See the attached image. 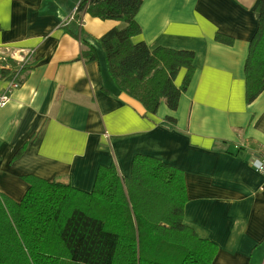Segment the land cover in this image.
Returning <instances> with one entry per match:
<instances>
[{
  "label": "crops",
  "instance_id": "obj_1",
  "mask_svg": "<svg viewBox=\"0 0 264 264\" xmlns=\"http://www.w3.org/2000/svg\"><path fill=\"white\" fill-rule=\"evenodd\" d=\"M259 1L143 0L132 41L196 54L178 108L162 101L152 113L118 91L99 42L98 59L81 56L79 31L94 43L123 21L85 13L78 31L67 20L81 0H0V70L4 52H31V69L0 106V193L20 201L26 175L89 193L101 166L127 178L136 155L154 156L183 170L184 222L218 246L212 264H264V176L252 165L264 154V91L248 104L245 76ZM9 86L0 75V95Z\"/></svg>",
  "mask_w": 264,
  "mask_h": 264
},
{
  "label": "trees",
  "instance_id": "obj_2",
  "mask_svg": "<svg viewBox=\"0 0 264 264\" xmlns=\"http://www.w3.org/2000/svg\"><path fill=\"white\" fill-rule=\"evenodd\" d=\"M142 2L81 0L74 17L78 31L85 13L125 23L94 43L65 27L72 35L79 33L86 60L98 59L95 42L101 44L120 93L137 100L146 112L156 113L162 101L175 110L196 73V54L134 43L132 37L142 32L137 20ZM255 10L259 27L245 63L248 104L264 91V0ZM216 38L232 43L226 35ZM2 63L1 77L20 83L31 69L30 61L20 67L11 57ZM183 68L186 75L178 86ZM24 179L29 187L20 201L0 193V264H212L218 252L214 242L184 222L188 196L183 170L154 156L136 155L127 178L114 165L101 166L89 193L35 175Z\"/></svg>",
  "mask_w": 264,
  "mask_h": 264
},
{
  "label": "built area",
  "instance_id": "obj_3",
  "mask_svg": "<svg viewBox=\"0 0 264 264\" xmlns=\"http://www.w3.org/2000/svg\"><path fill=\"white\" fill-rule=\"evenodd\" d=\"M78 12H79V6L74 10L72 15H70V17L67 20V22H70V21L74 20V17L76 16V14ZM30 56H31V52H27L26 55L21 57V59H19V60L15 59V60L20 64V67H22V65L26 64L27 62H29L31 60ZM8 57H11L8 52H4L1 55L2 61L5 60ZM11 58H13V57H11ZM2 67H3V63H2ZM20 85H21L20 82H18L16 80H13V79H10V86L0 95V106H3V105H5L7 103V101L11 97V94H12L13 90L18 88ZM252 165L264 176V155L255 158L252 161Z\"/></svg>",
  "mask_w": 264,
  "mask_h": 264
},
{
  "label": "rangeland",
  "instance_id": "obj_4",
  "mask_svg": "<svg viewBox=\"0 0 264 264\" xmlns=\"http://www.w3.org/2000/svg\"><path fill=\"white\" fill-rule=\"evenodd\" d=\"M183 69H185V68H183ZM182 70V69H181ZM180 73V72H179ZM179 75V74H178Z\"/></svg>",
  "mask_w": 264,
  "mask_h": 264
}]
</instances>
